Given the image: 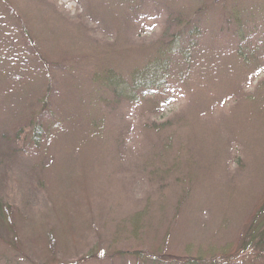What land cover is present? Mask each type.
I'll use <instances>...</instances> for the list:
<instances>
[{"label":"rangeland","instance_id":"obj_1","mask_svg":"<svg viewBox=\"0 0 264 264\" xmlns=\"http://www.w3.org/2000/svg\"><path fill=\"white\" fill-rule=\"evenodd\" d=\"M262 206L264 0H0V264H264Z\"/></svg>","mask_w":264,"mask_h":264},{"label":"trees","instance_id":"obj_2","mask_svg":"<svg viewBox=\"0 0 264 264\" xmlns=\"http://www.w3.org/2000/svg\"><path fill=\"white\" fill-rule=\"evenodd\" d=\"M156 66H157V64H156ZM157 88H160V86H156ZM263 208H262V210H261V212H260V216L258 217V219H259V221H261L263 224H264V206H262ZM263 219H262V218ZM252 231H256V229L254 228ZM259 237H260V240H259V242H264V228L262 229V231L259 233ZM256 237H254V238H251L252 239V241L255 239ZM145 260H146V257L144 258Z\"/></svg>","mask_w":264,"mask_h":264}]
</instances>
